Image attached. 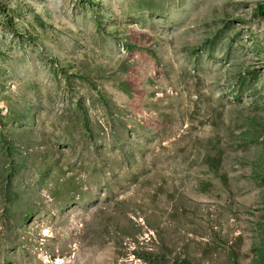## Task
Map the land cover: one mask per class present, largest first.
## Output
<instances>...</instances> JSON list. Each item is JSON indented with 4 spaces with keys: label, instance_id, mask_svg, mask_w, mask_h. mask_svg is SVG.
I'll use <instances>...</instances> for the list:
<instances>
[{
    "label": "rangeland",
    "instance_id": "obj_1",
    "mask_svg": "<svg viewBox=\"0 0 264 264\" xmlns=\"http://www.w3.org/2000/svg\"><path fill=\"white\" fill-rule=\"evenodd\" d=\"M264 0H0V264H264Z\"/></svg>",
    "mask_w": 264,
    "mask_h": 264
},
{
    "label": "trees",
    "instance_id": "obj_2",
    "mask_svg": "<svg viewBox=\"0 0 264 264\" xmlns=\"http://www.w3.org/2000/svg\"><path fill=\"white\" fill-rule=\"evenodd\" d=\"M258 11L261 14L262 18L264 19V1L259 4Z\"/></svg>",
    "mask_w": 264,
    "mask_h": 264
}]
</instances>
